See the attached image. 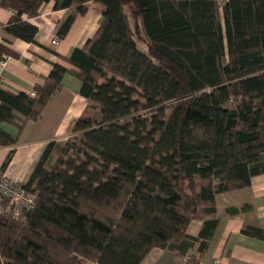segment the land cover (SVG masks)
<instances>
[{
    "label": "trees",
    "instance_id": "obj_1",
    "mask_svg": "<svg viewBox=\"0 0 264 264\" xmlns=\"http://www.w3.org/2000/svg\"><path fill=\"white\" fill-rule=\"evenodd\" d=\"M49 1L68 10L59 38L90 1L99 26L34 96L0 87V122L38 119L66 73L87 105L23 184L36 195L23 220L0 213V264H139L194 244L183 264H201L208 239L189 223L215 225L216 195L264 172V0H0L13 11L0 29L36 43L28 19ZM17 56L0 42V60ZM16 142L0 128V146Z\"/></svg>",
    "mask_w": 264,
    "mask_h": 264
},
{
    "label": "crops",
    "instance_id": "obj_2",
    "mask_svg": "<svg viewBox=\"0 0 264 264\" xmlns=\"http://www.w3.org/2000/svg\"><path fill=\"white\" fill-rule=\"evenodd\" d=\"M102 4L90 1L88 10L78 14L68 32L59 38L56 29L66 17L67 9H54L53 2L40 6L39 14L28 20L38 27L36 43L26 42L0 29V42L15 51L17 57L0 60L1 88L17 93H29L35 84L43 81L52 67L59 63L73 68L66 58L75 47H82L99 26ZM13 11L0 6V25L8 22ZM9 39L8 42L3 39ZM58 39L55 44L52 40ZM80 80L71 73L62 78V88L42 108L36 120H28L19 131L16 125L0 122V128L17 136L13 145L0 146V173L24 184L44 147L51 141H61L68 135V127L85 109L87 99L79 93ZM12 156L5 167L2 164L10 150ZM215 225L204 220H192L187 234L206 237L207 247L201 264H264V239L242 232L246 225L264 230V172L251 178L248 186L216 195ZM196 244L184 255L176 249H151L139 264H183L187 255L194 253Z\"/></svg>",
    "mask_w": 264,
    "mask_h": 264
},
{
    "label": "built area",
    "instance_id": "obj_3",
    "mask_svg": "<svg viewBox=\"0 0 264 264\" xmlns=\"http://www.w3.org/2000/svg\"><path fill=\"white\" fill-rule=\"evenodd\" d=\"M53 43L57 44L58 39L54 38ZM2 83L0 81V87ZM30 95L34 96L35 91L32 89ZM36 195L5 174L0 173V213L9 214L16 220H23V211L30 209L35 203ZM215 260L213 264H217Z\"/></svg>",
    "mask_w": 264,
    "mask_h": 264
},
{
    "label": "rangeland",
    "instance_id": "obj_4",
    "mask_svg": "<svg viewBox=\"0 0 264 264\" xmlns=\"http://www.w3.org/2000/svg\"><path fill=\"white\" fill-rule=\"evenodd\" d=\"M125 10H126L127 13H130V8H129V6H126V7H125ZM139 47H140L141 49H143V50H146V46H145V44H144L143 42H139Z\"/></svg>",
    "mask_w": 264,
    "mask_h": 264
}]
</instances>
